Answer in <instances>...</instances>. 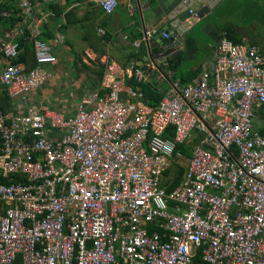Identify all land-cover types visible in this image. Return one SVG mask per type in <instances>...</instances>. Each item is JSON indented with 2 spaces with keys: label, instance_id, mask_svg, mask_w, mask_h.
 Returning <instances> with one entry per match:
<instances>
[{
  "label": "built area",
  "instance_id": "built-area-1",
  "mask_svg": "<svg viewBox=\"0 0 264 264\" xmlns=\"http://www.w3.org/2000/svg\"><path fill=\"white\" fill-rule=\"evenodd\" d=\"M91 1L107 14L120 4ZM19 5L27 25L0 39V91L14 100L0 108V264H264L261 48L223 34L214 64L156 105L129 83L143 70L110 60L73 113L23 108L58 57L31 27V1ZM26 30L30 70L14 61ZM156 32L124 37L150 47Z\"/></svg>",
  "mask_w": 264,
  "mask_h": 264
},
{
  "label": "crops",
  "instance_id": "crops-1",
  "mask_svg": "<svg viewBox=\"0 0 264 264\" xmlns=\"http://www.w3.org/2000/svg\"><path fill=\"white\" fill-rule=\"evenodd\" d=\"M30 1L33 12L29 20L31 27L39 26L40 37L53 44L56 54L58 50L62 52V57L57 55L58 60L64 61L70 55L77 58L80 53L87 62L89 58L99 59L106 65L107 61L116 60L132 71L146 72L149 68L152 76L149 84L165 93L172 90L175 82H190L214 64L216 49L223 34L238 42L257 45L264 53L263 0H216L215 7L203 18H195L196 25L188 29L183 42L166 56L165 61L172 60L174 68L162 63V72L151 59V54L155 56L162 49L161 44L154 39L156 45L152 49L143 42L136 48L124 37L127 35L131 41L140 40L144 30L150 29L154 22L155 16L138 7L136 1L134 8L130 9V0H120L119 6L111 14L105 13L91 0ZM92 24H95L93 27L99 35L106 33L109 39L101 44L92 43L88 29ZM161 26L159 24L156 29ZM100 29L104 30L103 34L99 32ZM32 94L22 103L23 106ZM27 105L44 108L31 103ZM255 127L260 132L264 131V106L256 110Z\"/></svg>",
  "mask_w": 264,
  "mask_h": 264
},
{
  "label": "rangeland",
  "instance_id": "rangeland-1",
  "mask_svg": "<svg viewBox=\"0 0 264 264\" xmlns=\"http://www.w3.org/2000/svg\"><path fill=\"white\" fill-rule=\"evenodd\" d=\"M17 1L7 0L6 6L8 8H2L0 6V14L5 15L11 12V4L15 5L18 12L21 13L22 9ZM26 25L27 23L22 21L16 27L23 28ZM16 27L9 29L0 20V39L8 40V34H11ZM56 52L58 57H62L61 51L58 50ZM80 55V53L77 54V58L70 55L64 61L57 60L59 63L57 62L54 66H49L52 71V76L33 92L27 104L31 103L38 107L42 106L59 112L73 113L81 98L97 88L100 70L104 66V63L99 59L94 60L89 58V62H87ZM27 104L23 108H27Z\"/></svg>",
  "mask_w": 264,
  "mask_h": 264
},
{
  "label": "water",
  "instance_id": "water-1",
  "mask_svg": "<svg viewBox=\"0 0 264 264\" xmlns=\"http://www.w3.org/2000/svg\"><path fill=\"white\" fill-rule=\"evenodd\" d=\"M215 3L216 0H136L138 7L155 16L151 29L162 24L153 36V42L149 47V49L155 47L154 39L162 46L155 56L151 54V59L160 72H162L161 65L166 59L165 56L171 52L172 48L182 43L184 34L196 25V15L200 19L203 18L215 7ZM164 33L168 37H165ZM159 53L162 56L159 57ZM150 71L148 68L145 72L148 82L152 79Z\"/></svg>",
  "mask_w": 264,
  "mask_h": 264
},
{
  "label": "trees",
  "instance_id": "trees-1",
  "mask_svg": "<svg viewBox=\"0 0 264 264\" xmlns=\"http://www.w3.org/2000/svg\"><path fill=\"white\" fill-rule=\"evenodd\" d=\"M6 1L7 0H0V6L2 8H8V6H6ZM12 1H16V0H12ZM11 5H12V6H10L11 12H9L8 15L5 16L3 14H0V20L9 29L15 27L19 22H22V15L18 12L17 7L13 4H11ZM93 26H95V24H92L91 26L88 27L89 37H90V41L92 43L100 42V44H101L103 40L109 39V36L106 35V33L103 35H99L97 29ZM29 36H30V32L28 30H26L25 35L20 36L18 38L19 43H20V51H19L18 58L14 60L15 62L25 63L26 68L28 70L34 68L37 64L35 49H34L32 41H30V39H29ZM227 37L229 39L233 40L234 42H238V41L232 39L230 36H227ZM163 64H165V63H163ZM166 66L169 68H174V64H172V60L168 59ZM105 68H106V65L104 64L103 68L100 70V77L98 80L99 82H98L97 88L103 80ZM150 73H151V71H150ZM129 83L132 84L134 87H139V89L143 93L142 100L149 102L152 105L158 104V102L166 94L163 91L156 90L146 80L137 81L135 77H131L129 80ZM183 83H185V82H183ZM13 107H14V100L9 96V94L6 92V90L3 89L2 91H0V108H2L4 111H7L8 109L13 108ZM261 132L264 133V131H261ZM184 171L185 170L183 167H178L174 170V172H176V177H175L174 181L169 184V186H170L169 188H174L182 180L183 175H184ZM169 172H170V170H167L166 174H169Z\"/></svg>",
  "mask_w": 264,
  "mask_h": 264
}]
</instances>
